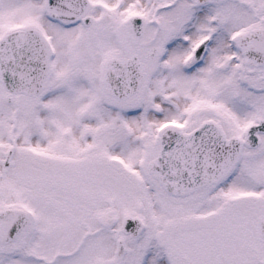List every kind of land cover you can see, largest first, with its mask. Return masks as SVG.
I'll list each match as a JSON object with an SVG mask.
<instances>
[{"label": "snow or ice", "instance_id": "1", "mask_svg": "<svg viewBox=\"0 0 264 264\" xmlns=\"http://www.w3.org/2000/svg\"><path fill=\"white\" fill-rule=\"evenodd\" d=\"M0 264H264V0H0Z\"/></svg>", "mask_w": 264, "mask_h": 264}]
</instances>
